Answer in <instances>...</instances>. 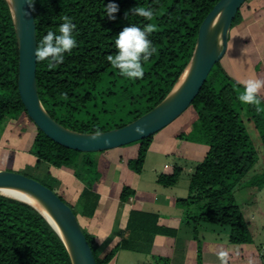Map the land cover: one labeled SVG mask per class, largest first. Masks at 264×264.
<instances>
[{
    "label": "trees",
    "instance_id": "16d2710c",
    "mask_svg": "<svg viewBox=\"0 0 264 264\" xmlns=\"http://www.w3.org/2000/svg\"><path fill=\"white\" fill-rule=\"evenodd\" d=\"M218 1L115 0L119 11L115 13L117 18L110 20L104 15L109 0H35L32 11L37 43L47 31L56 30L65 15L76 25L77 45L64 54L63 63L49 67L47 60H37L36 79L43 107L58 123L81 133L112 130L141 117L162 102L180 79L193 56L199 27ZM248 1L236 14L232 28L242 22V8ZM137 5L153 10L151 20L134 14L125 16ZM148 23L156 26L148 36L156 52L142 62V78L122 76L106 60L108 54L116 51L114 37L128 24L143 27ZM18 65L12 13L8 1L0 0V139L9 125L27 128L33 124L36 134L30 153L37 164L73 173L83 190L75 206L68 205L76 216L91 217L99 200L93 190L98 181L97 162L92 152L60 145L32 122L18 90ZM240 89L243 85L228 74L222 61L216 63L189 107L195 112L189 133L177 135L182 141L208 147L190 177L189 195L177 200L184 209L183 221L192 225L198 242L199 264L202 256L198 227L202 223L227 226L230 250L239 259H243L247 245H254L251 222L241 201L243 197L248 202L254 200L264 186V169L249 177L258 155L244 117L252 122L264 145V99L259 95L258 110L257 105L239 100ZM154 136L133 143L139 149L135 158L128 159L127 166L135 173L141 172ZM181 173L182 168L175 165L159 174L157 181L170 187ZM245 191H249L248 197L244 196ZM134 193L124 185L120 200L125 202ZM158 218L154 213L133 210L124 239L103 255L95 237L82 229L96 263L109 264L119 249H139L133 241L137 235L174 237L177 230L160 226ZM159 259L168 264V260ZM0 264H72V260L59 234L36 209L0 194Z\"/></svg>",
    "mask_w": 264,
    "mask_h": 264
},
{
    "label": "water",
    "instance_id": "95a60500",
    "mask_svg": "<svg viewBox=\"0 0 264 264\" xmlns=\"http://www.w3.org/2000/svg\"><path fill=\"white\" fill-rule=\"evenodd\" d=\"M7 1L19 51L18 90L29 118L46 136L66 148L80 152H99L150 137L170 125L190 107L213 66L226 54L233 21L246 0H219L201 23L191 61L167 97L136 120L100 132L96 138H93L95 133H81L64 127L43 107L36 79L37 36L32 6H29L27 0ZM184 73V80L176 88ZM6 188L32 194L46 206L57 227L34 204L0 193L36 209L63 240L72 264H97L77 216L54 190L23 173L0 170V189Z\"/></svg>",
    "mask_w": 264,
    "mask_h": 264
},
{
    "label": "crops",
    "instance_id": "0c3cea01",
    "mask_svg": "<svg viewBox=\"0 0 264 264\" xmlns=\"http://www.w3.org/2000/svg\"><path fill=\"white\" fill-rule=\"evenodd\" d=\"M245 6V9L242 8L243 20L240 24L231 29L228 49L222 58L224 59L226 57V64L223 62L222 64L225 69L228 68L226 69L228 74L231 77L236 75L242 80L259 78L258 71L255 67L256 63L261 64V70L264 72V0H252ZM258 95L264 99V88L260 89ZM9 127L0 139V148L5 142L14 141L13 137L21 141L19 137L17 139L16 135L13 134V126L9 125ZM33 127H35L33 124L28 125V131L34 130ZM161 131L155 134L153 142L159 144L163 153H174V155L180 158H195V171L196 166L206 155L208 147L203 144L182 141L177 138V135L166 136ZM132 147L130 154L131 157H135L139 145H137L136 148L134 146ZM29 156L24 158V155L20 151L16 152V168H24L26 161L28 163L37 164V159L32 155L29 161ZM175 165L176 163L164 165L162 171L160 173H155L157 175L153 177V180L151 179L153 184H159L157 181L158 175L168 172L170 167ZM126 167L128 168L127 164ZM1 169L0 167V170ZM154 170L153 172H157L156 170H158V168ZM56 171L59 175L61 185L67 182L68 187L66 192L68 195L71 193L76 202L83 190V184L77 180L70 171L65 169H56ZM134 175L129 186L135 193L127 201L123 202L120 200L122 187L117 186L110 191L109 188L104 186L105 188L103 190H94L95 193L99 195L97 208L94 214L91 217L80 216L86 231L95 237L99 245L100 254H105L121 243L126 235L130 213L133 210H137L157 214L159 216L158 224L166 228L177 230L176 235L174 237L163 234L147 236L137 235L133 241L135 242V246L139 249L121 248L109 264L112 262L114 264H121L120 259H125L127 255L131 257V264H150L153 256L168 260V264H199L198 246L194 239L193 228L183 221L184 209L177 204L179 198L185 197L168 190L174 185L165 187L159 184L163 190L157 187L153 189L145 188V186H141L142 182L139 178L141 172L135 173ZM191 175L189 176L191 177ZM63 193L66 194L65 192ZM191 234H193V236ZM230 251V246H227L226 257H219L221 264H246L243 259H239L238 262L230 259ZM127 258L128 257H126V259ZM216 259L215 257L202 256L201 264L218 262ZM160 260L164 263L162 259Z\"/></svg>",
    "mask_w": 264,
    "mask_h": 264
},
{
    "label": "rangeland",
    "instance_id": "374dc122",
    "mask_svg": "<svg viewBox=\"0 0 264 264\" xmlns=\"http://www.w3.org/2000/svg\"><path fill=\"white\" fill-rule=\"evenodd\" d=\"M251 1L252 0H249L248 2ZM245 7L246 6H244L243 8L245 9ZM225 58L221 60L223 63H225L226 61ZM255 67L258 71L259 78L264 80V72L261 70V64L256 63ZM233 77L241 84L242 81H244L241 78H238L236 75ZM263 88L264 87H262V89ZM243 90L244 89H240L239 92L242 93ZM194 120L195 112L191 108H188L180 117H178L175 121H173L164 129H162L161 132L166 136H175L180 133L187 134L189 133L191 129V124ZM244 123L247 127L248 133L251 136L252 142L258 155V161L254 169H252L249 174V177H251L256 172H259L260 169H264V145L259 135V132L256 130L252 122H250L247 117H244ZM29 125H31V123H29ZM12 128L13 130H11L13 134L16 135L17 139L19 137L21 141L16 140L15 137H13L14 141L5 142L3 146H1V170L27 173L34 179L53 188L57 194L63 197L67 204L75 206V200L73 199L71 193L68 195V193L66 192L68 187L67 182H64V184L61 185L59 175L56 169L52 167H47V165L44 163L36 164L31 162L28 163L27 161L24 164V168H16V152L20 151L24 155V158L29 155L32 156L30 150L33 143V138L36 134V129L35 127H33L34 130L28 131V127L22 128L21 124L18 127L13 126ZM132 146L136 148L137 144L131 143L114 149L92 152V156L97 162L98 171V181L94 183L93 190H103L105 187H107L111 191L117 186L123 187L124 185H130L131 179L135 176V173L134 171L132 172L131 169H128L126 167V164L128 159L136 157H131L130 152L131 148H133ZM30 156L29 161L31 160ZM194 161L195 158L192 157L180 158L174 155V153H163L160 149L159 144H155V142H153L152 140L151 145L146 153L143 169L139 177L142 182L141 186H145V188L149 189L157 187L160 190H163V188L160 187L159 184H153L151 179L153 180V177L157 175L155 173H160L162 171L164 165L176 163V165L182 168V173L179 177V180L177 181V184L174 185L172 188H169L168 190L173 193H178L180 196L187 197L189 192V175H191V173L194 171V167L196 165ZM157 168V172H153L155 171L154 169ZM100 185L103 187H101ZM262 190H264V186L256 192L254 200L248 202L246 198L243 197V201H241L244 214L246 218L251 222L252 236L254 241V245H247L248 247L244 251L243 261L246 262V264H264V194H262ZM63 192H65L66 194H64ZM248 192L245 191L244 196L248 197ZM245 203H247L248 205H246ZM75 210L77 212L76 208ZM77 217L81 226L85 229L82 218L80 217V215H78ZM198 234V238L200 240L201 245V256L215 257L217 258L216 261L218 262H210V264H221V262L219 261V257H226V248L227 246H230L228 243L230 235L229 228L227 226L202 223L198 227ZM191 235L193 236V234ZM196 244H198L197 241ZM126 257L128 258L126 259ZM126 257L125 259H120L121 264H131L130 255H127ZM158 258V256H153L151 258L150 264L165 263H163ZM230 259H233L236 262H238L239 260V258L232 255V252ZM111 264L114 263L112 262Z\"/></svg>",
    "mask_w": 264,
    "mask_h": 264
},
{
    "label": "clouds",
    "instance_id": "9594fccd",
    "mask_svg": "<svg viewBox=\"0 0 264 264\" xmlns=\"http://www.w3.org/2000/svg\"><path fill=\"white\" fill-rule=\"evenodd\" d=\"M29 6L34 5L35 0H27ZM119 11V5L115 0H109L105 5L104 15L115 20V13ZM129 14L138 15L148 20L154 15L151 8L143 6H134L125 12V16ZM62 23L58 25L56 30H49L42 35L35 49L36 59L39 61H48L49 67H55L57 64L63 63L65 53L70 52L77 45V40L74 36L76 25L72 19L65 15L61 17ZM156 26L148 23L143 27L137 24H128L114 37L115 53L108 54L106 60L110 62L113 68L119 70L122 76L130 79L142 78L144 68L142 62H147L150 57L156 52L152 41L148 38L149 34ZM243 92L239 95V100L244 104H255L258 106L261 99L258 95L260 89L264 87V80L260 78H248L242 81ZM142 131V129H137ZM100 134L99 129L94 134L96 138ZM264 194V190H262Z\"/></svg>",
    "mask_w": 264,
    "mask_h": 264
},
{
    "label": "bare ground",
    "instance_id": "6f19581e",
    "mask_svg": "<svg viewBox=\"0 0 264 264\" xmlns=\"http://www.w3.org/2000/svg\"><path fill=\"white\" fill-rule=\"evenodd\" d=\"M185 76H186V73H184V75L182 76V78H181V80L178 83L176 88H178V86H180V84L184 80ZM0 193L5 194L7 196H13V197H17V198H20L23 200H27L28 202L34 204L51 221V223L56 226L55 221L52 218V215L50 214V212L48 211L46 206L39 199H37L35 196H33L32 194H29V193L22 191V190L11 189V188L0 189Z\"/></svg>",
    "mask_w": 264,
    "mask_h": 264
}]
</instances>
